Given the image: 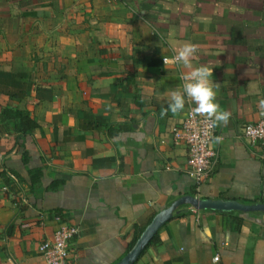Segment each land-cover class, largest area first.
I'll use <instances>...</instances> for the list:
<instances>
[{
  "label": "crops",
  "instance_id": "1",
  "mask_svg": "<svg viewBox=\"0 0 264 264\" xmlns=\"http://www.w3.org/2000/svg\"><path fill=\"white\" fill-rule=\"evenodd\" d=\"M186 42L231 113L197 187L171 134L195 105L160 115L185 72L162 58ZM262 98L264 0H0V110L36 123L0 131V264H43L38 245L60 223L77 228L67 264H114L179 197L264 203V158L237 136ZM133 264H264V212L180 205Z\"/></svg>",
  "mask_w": 264,
  "mask_h": 264
},
{
  "label": "built area",
  "instance_id": "2",
  "mask_svg": "<svg viewBox=\"0 0 264 264\" xmlns=\"http://www.w3.org/2000/svg\"><path fill=\"white\" fill-rule=\"evenodd\" d=\"M164 60L168 61L167 58H162L163 63ZM192 108L187 109L183 120L171 129V134L175 142L185 146L187 173L197 187L208 178L216 163V152L210 146L215 137V128L210 129V122L204 117H193ZM237 136L256 148L259 158H264V116L255 122L243 123ZM76 232V226L60 223L51 239L41 241L38 251L43 258V264H67L68 241ZM212 260L216 261L217 257L214 256Z\"/></svg>",
  "mask_w": 264,
  "mask_h": 264
},
{
  "label": "clouds",
  "instance_id": "3",
  "mask_svg": "<svg viewBox=\"0 0 264 264\" xmlns=\"http://www.w3.org/2000/svg\"><path fill=\"white\" fill-rule=\"evenodd\" d=\"M196 44L186 42L176 51L175 55L168 61L164 60V64L182 66L185 69L181 79L182 87L172 90L169 93V102L166 108L161 109L160 115L166 116L169 112L179 114L184 111L186 103H192L191 114L193 117L201 116L209 121V128L224 124L226 125L231 117V113L222 110L216 101L217 88L219 83H215L213 77V67L207 65L194 66L192 61L198 54ZM258 108L261 114H264V98L258 102ZM219 143L221 138H214Z\"/></svg>",
  "mask_w": 264,
  "mask_h": 264
},
{
  "label": "water",
  "instance_id": "4",
  "mask_svg": "<svg viewBox=\"0 0 264 264\" xmlns=\"http://www.w3.org/2000/svg\"><path fill=\"white\" fill-rule=\"evenodd\" d=\"M187 204L195 210L264 212V203L244 204L230 199H209L182 196L171 202L151 218L140 232L130 249L114 264H133L143 249L151 241L156 231L170 217L172 211L180 205Z\"/></svg>",
  "mask_w": 264,
  "mask_h": 264
},
{
  "label": "trees",
  "instance_id": "5",
  "mask_svg": "<svg viewBox=\"0 0 264 264\" xmlns=\"http://www.w3.org/2000/svg\"><path fill=\"white\" fill-rule=\"evenodd\" d=\"M35 127L36 123L26 111L13 110L10 108H3L0 110V131L16 132L18 134L25 135L30 133ZM20 159L23 163L27 161V155L25 151H21ZM27 174L29 186L36 184L41 176L39 169H29L27 170ZM0 176L4 179V173L0 172ZM60 183L61 182L59 181H54L49 185L48 189L54 190L60 185ZM243 203L246 202L244 201ZM140 232L141 231H138L134 234L131 242L127 246L126 252L133 245ZM154 237L155 235L153 236V239Z\"/></svg>",
  "mask_w": 264,
  "mask_h": 264
}]
</instances>
